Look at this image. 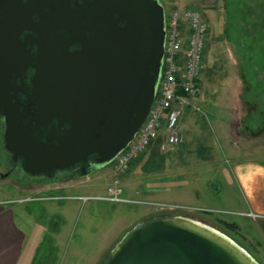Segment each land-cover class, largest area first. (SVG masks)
Masks as SVG:
<instances>
[{"label": "water", "instance_id": "water-1", "mask_svg": "<svg viewBox=\"0 0 264 264\" xmlns=\"http://www.w3.org/2000/svg\"><path fill=\"white\" fill-rule=\"evenodd\" d=\"M164 41L159 0H0L4 149L51 183L111 162L148 115ZM101 264L260 263L223 231L178 214L135 223Z\"/></svg>", "mask_w": 264, "mask_h": 264}, {"label": "rangeland", "instance_id": "rangeland-1", "mask_svg": "<svg viewBox=\"0 0 264 264\" xmlns=\"http://www.w3.org/2000/svg\"><path fill=\"white\" fill-rule=\"evenodd\" d=\"M159 1L165 12L173 7H177L176 10L181 12L185 7H194L209 23L208 42L204 50L199 78L202 93L190 100L192 108L189 104V106L186 105L184 111L186 113H183L180 118V121L186 119L181 126L179 125L181 141L165 150L160 148L158 141H155L138 156H141V159L137 167L152 164L155 166H151L147 171L144 170L145 168L139 171L141 175H144V177L141 176L144 187H152L151 192L131 194L129 189L135 186V183H130L129 178L126 181L121 180L118 178L119 174L115 177L114 174L118 171L112 168L114 163L112 161L97 168L95 175L98 177L101 174V177L96 186H92L94 185V178H90L92 175L68 178L73 179L70 181H66L68 179L55 180L50 183L56 185L53 191L56 190L59 194L70 196L81 193H104L107 186L117 180L122 188V196L133 199L135 202L110 203L103 200H91L83 203L81 200L73 199L30 202V205L38 207L44 206L45 203L55 202L56 207L54 208L57 210L54 215L57 217L47 213L45 216L36 218L38 222H45L49 225L55 221L61 222L60 214H63L65 209H58L60 204L62 206L63 203L71 204L76 212L81 209L82 213L70 219L64 218L67 221L66 230L60 234V237L50 232L53 227L48 225L46 231L39 237L38 243L36 242L39 232L32 228V221L26 220L28 238L25 250L27 255L37 244L36 252L41 250V254L48 255L47 261L44 262L46 264H93L96 257L105 256L106 247H109L116 238L120 239L135 223L158 215H172L173 212L191 210L192 213L188 216L223 231L258 262L262 261L264 256L263 233L259 222L255 221L258 219L256 214L253 216L250 215V211L225 209L221 206L223 202L222 204L214 202V196L210 200H202L201 203L188 204L152 195L154 191L170 183L176 182V185L171 187H176V189H179L178 184L185 185L184 182H188V185H192V182L196 184V178L193 179L187 173L177 172L170 178L163 176L161 162L163 160L171 162L167 158H174L173 162H176L175 164L179 167L195 164L194 161L207 156V153L223 162L226 156L221 153L217 141L224 145L230 143L229 147L234 149V156L264 159V0ZM229 109L231 119L233 118L231 125L228 124ZM188 110H191L192 114H187ZM227 124L229 127H227V137H225L223 128ZM245 126L249 128L247 131ZM2 140L3 127L0 124V148ZM208 147L212 153L207 150ZM137 161L134 159L126 171L118 173L128 174L131 169H134ZM0 173H5L1 151ZM196 181L199 182V180ZM212 182L214 183V179ZM39 183L46 184V181L43 179L16 180L14 177L0 179V200L16 198L21 194L25 196L24 193H34L33 191L39 189ZM50 184L48 185L51 186ZM49 190L48 193H51L52 190ZM42 193L46 194V192ZM167 204L173 206H167ZM4 205L13 207L20 204L7 203ZM223 221L234 222L235 230L226 227ZM69 222L73 225L70 226ZM129 224L132 225L124 230Z\"/></svg>", "mask_w": 264, "mask_h": 264}, {"label": "crops", "instance_id": "crops-1", "mask_svg": "<svg viewBox=\"0 0 264 264\" xmlns=\"http://www.w3.org/2000/svg\"><path fill=\"white\" fill-rule=\"evenodd\" d=\"M189 105L192 108V103ZM193 107H195V105H193ZM185 113L186 112H184V114ZM187 114H192L191 110H188ZM232 120L233 118L231 119L229 109V125H231V122H233ZM184 121H180L179 125L181 126ZM228 124L225 128H223L225 137H227V127H229ZM245 129L247 131V129L249 128L245 126ZM217 143L220 145L221 153L223 154V156H226L223 162H221L220 159H214L210 153H207V156H204L202 159L194 161L195 164H190L184 167H179V165L177 166V164H175L176 162H173L174 158L172 157V159L167 158L170 159L171 162L163 160L161 162V170L163 172V176H168L170 178L173 177V175H175L174 173L177 172L187 173L191 175L193 179L196 178V184L194 185V182H192V185H188V182H184L185 185L178 184L179 189H176V187L171 188L176 185V182L170 183L166 187L154 191L152 196L163 197L164 199L188 204L201 203L202 200H210L214 196V202H216V204H222L221 202H223V205L221 206H224L225 209L227 208L235 209L236 211L253 212L258 216V219L255 221H258L260 224L259 226L261 227V232L263 233L262 243L264 245V159H258L248 156L244 157L240 155L234 156V149H232V147H229L231 146L230 143H228L227 145L222 144L220 141H217ZM207 150L212 153V150L209 147L207 148ZM138 162L139 161L136 162L134 169H131L128 174H120L118 172L114 174L115 177H117V175L119 174L118 178H120L121 180L126 181V179L129 178L130 183H135V186H132L129 189L131 191V194L135 195H139L141 192H151L152 189V187L150 186L149 187L151 189L144 187V181L141 180L144 175H141L139 171L142 168H145L144 170L147 171L151 168V166H154V164L150 166L142 165L141 167H137ZM112 168L111 170H114ZM96 170L89 174V176L92 175V177L90 178H94V185L92 186H96L101 177V174H99L98 177L95 175ZM212 179H214V183L212 182ZM70 180L73 179H68L66 181ZM196 180H199V182ZM50 185L51 186H46L45 184L42 185L39 183L41 189L49 190L55 188L56 186L55 184ZM54 203L55 202L45 203L44 206L40 205L39 207L37 205L32 206L30 205L31 203H21L20 205H16L13 207L6 206L0 203V264H32L34 258L37 255L36 247L38 246L37 244H35L33 250L30 251L29 255H27L25 250L28 238V231L26 230V220L32 221V228H34L35 230L37 229V231L39 232V236L36 242L38 243L39 237L43 232L46 231V228L49 224L45 222L40 223L36 218L39 216H45L47 213L50 216H55L54 214L57 208L55 210L54 207L56 206ZM61 208L65 209L62 212L63 214H60L61 218L58 216L61 219V222L58 223L55 221L53 224H50L51 227H53L50 232H53V234L56 236L59 235V237L60 234H63V232H65L66 230L65 226L67 221L65 219H70L77 216L78 213H82V211H80L81 209L76 212L73 205L71 204L63 203V206L62 204H60L58 209ZM80 208H83V206H80ZM177 213L179 215L188 216L189 213H192V211L184 210L177 211ZM55 217H57V215ZM69 225L71 226L73 225V223L69 222ZM131 225L132 224H129V226L125 227L124 230L128 229ZM118 239L116 238L109 247L105 248L106 253L112 248V246L118 241ZM104 257H96L93 264H100L101 260L104 259ZM263 260L264 256L262 257V261H260V264H263Z\"/></svg>", "mask_w": 264, "mask_h": 264}, {"label": "built area", "instance_id": "built-area-1", "mask_svg": "<svg viewBox=\"0 0 264 264\" xmlns=\"http://www.w3.org/2000/svg\"><path fill=\"white\" fill-rule=\"evenodd\" d=\"M176 8L168 9L165 17L164 52L154 100L134 138L116 156L114 168L118 172L126 171L130 162L145 152L155 141H160L159 146L164 150L178 144L182 139L179 121L184 108L190 104L191 99L202 92L199 76L208 42L209 24L204 20L201 12L194 7H185L183 12ZM121 192L122 188L115 180L101 194L81 193L67 196L59 192L44 194L35 191L1 203L63 201V199L81 200L83 203L91 200H103L110 203L135 202L133 199L124 198ZM167 206L173 205L167 204ZM250 215L255 216V213L251 212Z\"/></svg>", "mask_w": 264, "mask_h": 264}, {"label": "flooded vegetation", "instance_id": "flooded-vegetation-1", "mask_svg": "<svg viewBox=\"0 0 264 264\" xmlns=\"http://www.w3.org/2000/svg\"><path fill=\"white\" fill-rule=\"evenodd\" d=\"M27 31L23 32V35L26 33ZM22 35V37H23ZM36 46L34 44H31V52H35ZM32 72V69H28L27 71V76H29V74ZM27 81V78H24ZM0 124L3 127V120L0 118ZM0 151L2 153L3 156V167L5 169V173H9L6 177L4 178H0V179H5L8 177H14L16 180H37V179H42L41 177H30L28 176L22 169H21V160L17 159L14 160L11 156V153L7 152L4 147H3V140H2V145L0 148ZM93 171L96 170V166L93 165ZM79 168H72L70 170H64L60 173H62L63 175H70V178H75L76 176H74V174L76 173V170H78ZM59 174V173H58ZM43 185V183H40ZM45 184V183H44ZM39 185V184H38ZM46 185V184H45ZM47 191V189H41V187L39 186V189L37 191Z\"/></svg>", "mask_w": 264, "mask_h": 264}, {"label": "trees", "instance_id": "trees-1", "mask_svg": "<svg viewBox=\"0 0 264 264\" xmlns=\"http://www.w3.org/2000/svg\"><path fill=\"white\" fill-rule=\"evenodd\" d=\"M158 142H160V141H158ZM135 159H137L138 161L141 159V156L140 157H137V158H135ZM134 160V159H133ZM132 160V161H133ZM136 161V160H135ZM44 181H46V182H48V180L46 179V178H44V177H41ZM68 178H70V175H63L62 173H59L58 175H57V178H56V180H63V179H68ZM223 223H224V225L226 226V227H229V229H232V230H235V228H236V225H235V223L234 222H224L223 221ZM49 250V249H48ZM40 252V253H39ZM46 258H48V255L47 256H44L43 254H41V250H38V252H37V255H36V257L34 258V261L32 262V264H42V263H44L45 261H47V259ZM51 260H53V259H51ZM44 264H46V263H44Z\"/></svg>", "mask_w": 264, "mask_h": 264}]
</instances>
